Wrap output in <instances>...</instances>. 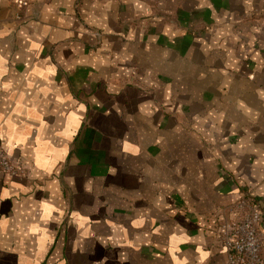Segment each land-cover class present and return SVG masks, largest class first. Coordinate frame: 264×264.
Returning a JSON list of instances; mask_svg holds the SVG:
<instances>
[{
  "label": "crops",
  "instance_id": "crops-1",
  "mask_svg": "<svg viewBox=\"0 0 264 264\" xmlns=\"http://www.w3.org/2000/svg\"><path fill=\"white\" fill-rule=\"evenodd\" d=\"M0 147V264H226L220 210L264 212V0H0Z\"/></svg>",
  "mask_w": 264,
  "mask_h": 264
},
{
  "label": "built area",
  "instance_id": "built-area-1",
  "mask_svg": "<svg viewBox=\"0 0 264 264\" xmlns=\"http://www.w3.org/2000/svg\"><path fill=\"white\" fill-rule=\"evenodd\" d=\"M17 9L28 5V0H11ZM20 19L19 13L15 14ZM26 168L14 162L0 147V173L6 176H22ZM264 212L257 199L244 194L231 205L220 210L219 241L227 256L226 264H264L263 237L260 223Z\"/></svg>",
  "mask_w": 264,
  "mask_h": 264
}]
</instances>
